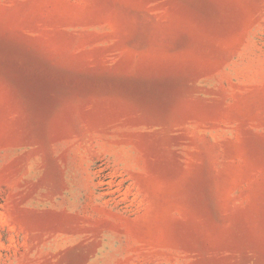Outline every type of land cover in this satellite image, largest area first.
<instances>
[{"label":"rangeland","instance_id":"obj_1","mask_svg":"<svg viewBox=\"0 0 264 264\" xmlns=\"http://www.w3.org/2000/svg\"><path fill=\"white\" fill-rule=\"evenodd\" d=\"M0 264H264V0H0Z\"/></svg>","mask_w":264,"mask_h":264}]
</instances>
